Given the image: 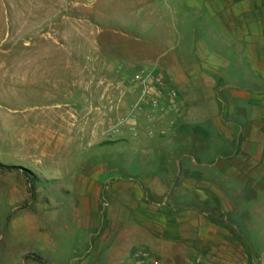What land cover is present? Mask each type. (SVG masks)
Wrapping results in <instances>:
<instances>
[{
	"label": "rangeland",
	"instance_id": "1",
	"mask_svg": "<svg viewBox=\"0 0 264 264\" xmlns=\"http://www.w3.org/2000/svg\"><path fill=\"white\" fill-rule=\"evenodd\" d=\"M227 9H264V0H0V264H99V227L109 224L100 221L99 172L139 177L152 189L165 177L156 169L161 155L192 151L189 137L210 103L225 96L224 78L211 71L223 70L222 63L201 56L200 41L226 53L222 36L213 43L203 28L217 17L204 13L230 20ZM243 19L252 22L253 15ZM227 67L257 74L247 61L230 60ZM147 68L179 92V125L157 118L154 137L126 128L120 136L107 133L140 101L132 79ZM144 106L139 123L146 125L150 107ZM173 160L175 166L179 159ZM175 179L172 174L166 187L180 205ZM257 193L264 202V191L227 190L235 211L226 220L215 215L230 230L240 228L253 248L264 229L250 202ZM104 197L111 199L104 194L101 203ZM111 240L110 228L108 249ZM29 253L46 262L27 259Z\"/></svg>",
	"mask_w": 264,
	"mask_h": 264
},
{
	"label": "crops",
	"instance_id": "2",
	"mask_svg": "<svg viewBox=\"0 0 264 264\" xmlns=\"http://www.w3.org/2000/svg\"><path fill=\"white\" fill-rule=\"evenodd\" d=\"M249 13L252 22L243 19ZM204 14L217 17L202 22L203 28L211 31L213 43L222 36L226 53L221 56L200 41L201 56L204 61L207 53L208 61L222 63L223 70L214 66L210 72L224 78L220 88L225 96H217L220 102L214 106L210 103L207 119L202 118L189 137L192 151L183 149L170 168L175 183L181 185L176 189V196L183 198L181 204L169 196L170 176L157 177L160 184L148 189L139 177L122 179L111 170L99 172L100 221L109 223L99 227V264H264V229L258 234L259 247L253 248L240 228L230 230L211 215L220 211L226 220V214L235 211L227 190L234 189L236 196L264 191V9H227L231 18L225 16L223 21L211 10ZM238 15L243 21H236ZM230 60L249 62L257 74L230 69ZM188 191L192 200L184 199ZM104 194L111 199L104 197L101 203ZM250 196L256 219L263 220L264 202L259 193ZM110 228L108 249L104 241Z\"/></svg>",
	"mask_w": 264,
	"mask_h": 264
},
{
	"label": "built area",
	"instance_id": "3",
	"mask_svg": "<svg viewBox=\"0 0 264 264\" xmlns=\"http://www.w3.org/2000/svg\"><path fill=\"white\" fill-rule=\"evenodd\" d=\"M132 82L141 89V99L134 105L127 119L109 123L107 133L120 136L126 128L132 134L145 130L149 137H154L156 135L155 123L158 119H167L168 125L172 128L179 125L183 116L180 95L176 89L167 87V80L163 73L156 68L141 69L136 72ZM143 101L150 107V112L146 114V125L139 123L145 109ZM144 255L147 256V253Z\"/></svg>",
	"mask_w": 264,
	"mask_h": 264
},
{
	"label": "trees",
	"instance_id": "4",
	"mask_svg": "<svg viewBox=\"0 0 264 264\" xmlns=\"http://www.w3.org/2000/svg\"><path fill=\"white\" fill-rule=\"evenodd\" d=\"M181 152H182V150H177V151H175L173 154H171V153H166V154H164V155L161 157L160 164H159V166H158V168H157L158 171H159L160 173L166 175V176H171L170 168H172V166H173V165L171 164V162L174 161L173 159L178 160L179 158H181V155H182ZM216 214H217V213H215V212H212V213H211V215H212V217H213V220H215V222H218V223L224 225L225 223L223 222V220L217 218V217L215 216ZM26 258H27V259H28V258H32V259H34V260H36V261H38V262H41V263H45V262H46V261L43 259L42 256L37 255V254H34V253H29V254H27V255H26Z\"/></svg>",
	"mask_w": 264,
	"mask_h": 264
}]
</instances>
